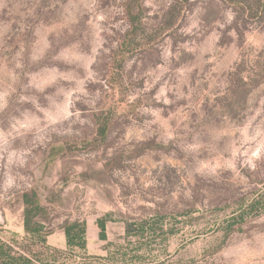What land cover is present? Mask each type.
Wrapping results in <instances>:
<instances>
[{"label":"rangeland","instance_id":"obj_1","mask_svg":"<svg viewBox=\"0 0 264 264\" xmlns=\"http://www.w3.org/2000/svg\"><path fill=\"white\" fill-rule=\"evenodd\" d=\"M24 193L67 264H264V0H0L2 242Z\"/></svg>","mask_w":264,"mask_h":264},{"label":"trees","instance_id":"obj_2","mask_svg":"<svg viewBox=\"0 0 264 264\" xmlns=\"http://www.w3.org/2000/svg\"><path fill=\"white\" fill-rule=\"evenodd\" d=\"M233 1V0H232ZM243 3V2H238ZM243 5V4H242ZM241 9H245L242 6ZM244 12V11H243ZM23 204V244L5 243L0 240V264H67L68 257L75 252L86 253V228L85 223L79 220L65 221L61 229L65 237V250L51 248L46 243V238L51 234L43 220L44 209L34 193L22 195ZM259 203L252 200L242 213L256 209ZM243 215H241L242 217ZM105 218L97 220L99 239L105 240ZM134 224H126V233L130 234ZM143 231V227H139ZM138 231V230H136Z\"/></svg>","mask_w":264,"mask_h":264}]
</instances>
